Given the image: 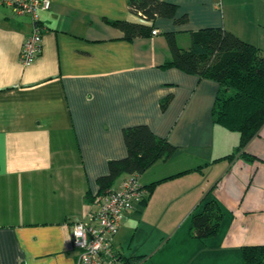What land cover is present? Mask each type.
Masks as SVG:
<instances>
[{"label":"crops","instance_id":"1","mask_svg":"<svg viewBox=\"0 0 264 264\" xmlns=\"http://www.w3.org/2000/svg\"><path fill=\"white\" fill-rule=\"evenodd\" d=\"M49 1L42 52L27 66L19 51L32 22L0 5V264H76L70 226L94 209L97 178L126 156L122 129L137 124L175 151L139 176L154 184L114 237L120 260L244 264L241 248L264 245V125L246 161L238 133L213 121L217 83L161 65L166 33L186 48L209 27L264 51V0H161L187 21L156 18L158 34L130 41L106 22H142L127 0ZM206 201L218 227L201 241L190 219Z\"/></svg>","mask_w":264,"mask_h":264},{"label":"trees","instance_id":"2","mask_svg":"<svg viewBox=\"0 0 264 264\" xmlns=\"http://www.w3.org/2000/svg\"><path fill=\"white\" fill-rule=\"evenodd\" d=\"M127 6L129 12L142 22H106L123 32L124 39L128 41L150 36L153 29L151 22L159 17L174 18L176 11L174 4L161 0H127ZM186 21V16L174 18L177 24ZM189 35L188 47L181 48L176 44L174 33L165 34L171 58L161 67H175L217 83L213 121L238 133L239 142L235 151L246 161H252L253 157L244 149L264 125V51L221 28H203ZM122 136L126 156L107 162V173L97 178L98 191L92 200L105 195L119 177H139L156 161L168 159L175 151L172 144L156 136L145 124L123 128ZM153 184L147 187L149 192ZM218 217L215 204L206 201L202 210L191 216L190 232L193 237L202 241L214 235ZM241 257L244 264H264V245L244 246Z\"/></svg>","mask_w":264,"mask_h":264},{"label":"built area","instance_id":"3","mask_svg":"<svg viewBox=\"0 0 264 264\" xmlns=\"http://www.w3.org/2000/svg\"><path fill=\"white\" fill-rule=\"evenodd\" d=\"M0 5L9 7L16 16H27L32 22V32L23 41L19 61L30 65L42 52L44 28L38 22V14L50 8L49 0H0ZM158 34L157 29L151 35ZM137 175L127 176L117 187L95 198L94 209L86 217L70 226V243L76 252V264H124L115 251L113 240L119 227L134 207L145 199L149 192L142 186ZM82 231L81 235H76Z\"/></svg>","mask_w":264,"mask_h":264},{"label":"clouds","instance_id":"4","mask_svg":"<svg viewBox=\"0 0 264 264\" xmlns=\"http://www.w3.org/2000/svg\"><path fill=\"white\" fill-rule=\"evenodd\" d=\"M82 234V231H77L76 232V235H81Z\"/></svg>","mask_w":264,"mask_h":264}]
</instances>
